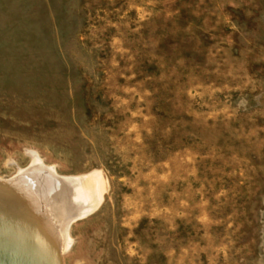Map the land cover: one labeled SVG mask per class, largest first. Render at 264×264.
Listing matches in <instances>:
<instances>
[{
    "label": "rangeland",
    "instance_id": "1",
    "mask_svg": "<svg viewBox=\"0 0 264 264\" xmlns=\"http://www.w3.org/2000/svg\"><path fill=\"white\" fill-rule=\"evenodd\" d=\"M30 152L98 182L63 264H264V0H0V182Z\"/></svg>",
    "mask_w": 264,
    "mask_h": 264
},
{
    "label": "bare ground",
    "instance_id": "2",
    "mask_svg": "<svg viewBox=\"0 0 264 264\" xmlns=\"http://www.w3.org/2000/svg\"><path fill=\"white\" fill-rule=\"evenodd\" d=\"M28 154L31 167L25 171L19 169L18 176L10 182H0V198H12L15 205L14 213L8 212L10 215L0 206V264H63L62 255L71 243L68 238L70 225L75 217L92 212L95 207L88 204L74 209L84 204L88 196L92 197L93 192L85 188L98 190V182L95 176L86 179L57 177L51 168L42 165L38 154ZM64 203L74 204L73 210L57 213L64 217L61 228L56 229L53 222L56 215L52 211Z\"/></svg>",
    "mask_w": 264,
    "mask_h": 264
},
{
    "label": "water",
    "instance_id": "3",
    "mask_svg": "<svg viewBox=\"0 0 264 264\" xmlns=\"http://www.w3.org/2000/svg\"><path fill=\"white\" fill-rule=\"evenodd\" d=\"M90 213H91V212H89V213H85L83 216H77V217L74 218V221L79 220V219H82V218H85V217L88 216ZM73 215H75V214H73ZM3 264H6V262H4Z\"/></svg>",
    "mask_w": 264,
    "mask_h": 264
}]
</instances>
